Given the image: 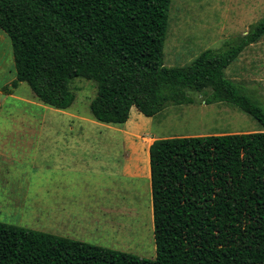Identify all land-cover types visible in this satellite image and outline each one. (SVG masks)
Masks as SVG:
<instances>
[{
    "label": "trees",
    "instance_id": "1",
    "mask_svg": "<svg viewBox=\"0 0 264 264\" xmlns=\"http://www.w3.org/2000/svg\"><path fill=\"white\" fill-rule=\"evenodd\" d=\"M172 0H0L16 78L59 111L70 82L96 84L94 121L123 126L135 108L152 118L169 106L222 103L260 132L156 139L149 147L152 260L0 222V264H264V110L225 75L264 37V17L189 65L164 66ZM10 94L8 88L2 89Z\"/></svg>",
    "mask_w": 264,
    "mask_h": 264
},
{
    "label": "rangeland",
    "instance_id": "2",
    "mask_svg": "<svg viewBox=\"0 0 264 264\" xmlns=\"http://www.w3.org/2000/svg\"><path fill=\"white\" fill-rule=\"evenodd\" d=\"M263 17L264 0H172L164 66L189 65L204 50H219L226 41L246 34ZM225 75L245 86L264 110V37L244 50ZM15 78L11 43L0 30V89L11 92L0 94V124L47 126L50 134L36 137H42V143L56 137L90 146L68 151L69 160L55 141L52 147L44 144L37 158L33 156L37 141L25 152L17 143H7L12 156L5 150L2 157L0 148V222L148 260L156 255L152 142L263 130L249 115L222 103L206 105L205 97L194 93L191 105L169 106L152 118L132 108L123 126L104 125L89 111L96 95L94 82L73 79L69 88L74 102L59 111L38 102L26 83L13 89ZM20 149L21 159L16 158Z\"/></svg>",
    "mask_w": 264,
    "mask_h": 264
},
{
    "label": "crops",
    "instance_id": "3",
    "mask_svg": "<svg viewBox=\"0 0 264 264\" xmlns=\"http://www.w3.org/2000/svg\"><path fill=\"white\" fill-rule=\"evenodd\" d=\"M1 93L2 94L4 93L2 89H0V94ZM5 95H3L2 98L7 96V95L6 96ZM9 117L12 118L13 116L10 115ZM7 124L8 125L0 124V148L3 149L2 153H1L2 157H4L5 150L8 151V153L11 155V151L9 150L10 145L7 144V143H11V141H13V143H17V145H19L20 148L24 147V148H22V149H24V152L27 148H29V146H31L35 141H37L38 144H37V147L34 149V154H33L34 158H37L40 156V153H42V148H43L44 144L46 145L47 148L52 147L53 141H55L54 142L55 146H62L63 150L67 151L66 157L68 160H69L68 151L86 149L88 146H90L87 143H81V142L68 143L65 141H60L56 137L55 138L46 137L45 140L46 141L48 140V141L45 143L44 142L42 143V137L36 138L37 135L50 134V130L52 129L51 127L30 126V125H11L9 122ZM66 129L69 131H72V127H70V126H68ZM12 135H15V136L12 137ZM24 135H27V136H24ZM24 144H25V146H23ZM22 149L19 150V153L17 154L18 157H16V158L21 159V156H22L21 150ZM24 152H23V157H25ZM20 163H21V161H20Z\"/></svg>",
    "mask_w": 264,
    "mask_h": 264
}]
</instances>
